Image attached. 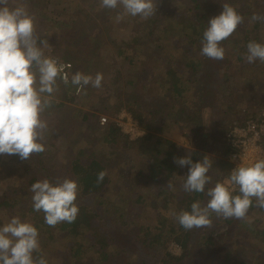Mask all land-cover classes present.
Segmentation results:
<instances>
[{
    "label": "rangeland",
    "instance_id": "obj_1",
    "mask_svg": "<svg viewBox=\"0 0 264 264\" xmlns=\"http://www.w3.org/2000/svg\"><path fill=\"white\" fill-rule=\"evenodd\" d=\"M36 1L42 13H46L49 16L51 23L41 13H37L36 10L32 9L25 1L8 0L7 6L14 8L22 5L27 8L30 14L34 15L37 33L48 42L43 47L45 56L69 61L73 72L77 69V63H80V68L84 74L92 75L93 77L97 73L103 75L100 88H93L89 85L81 89L76 86L73 93L57 81V90L52 94L51 101L60 105L55 106L53 103L43 113H46V115L42 114V119L47 121L48 127L44 133V139L41 141L45 147L41 159L48 166L53 167V179L55 178L56 182L65 178L75 180L68 170L72 159L77 156L81 149L84 151V158L90 159L93 154L98 161L107 166L105 173L108 175L109 182L101 192L87 195L85 198L80 197L79 194L77 195L78 199L76 201L81 200L89 217H91L88 226L87 224L81 225L83 237L75 238L57 235L50 241L47 238L39 237L40 249L33 254L34 257L43 256L47 260V264H74V258L70 254L75 249V242L84 244L85 248L83 250L85 252L86 247L91 242V237L95 233L104 232L107 235L115 236L116 239L118 237V242L120 241V233L118 232L123 227H126L127 230L132 229V232L140 237L143 234L140 227H152L163 220L170 221L175 226L178 224L172 213L181 211L180 199L183 192L181 186L184 183L185 168H182L181 175L177 174L164 181L147 179L143 176L142 171L149 162L148 155L142 153L138 145L129 146L126 144V139L133 141L136 137L131 138L129 133L120 130L126 137L120 134L122 137L119 136L115 143H105L100 138L99 130L96 127H92L88 123L89 121L83 120L82 116L84 112L95 113L99 126H104L109 121L115 124L116 121H120L124 129L128 126V118L126 116H129V119L132 122H136L140 129H144L135 118L130 116L126 107L114 108V105L117 102H121L120 99L126 95L116 90L118 86L123 88L126 80L135 79L134 81L136 82L139 78V85L141 82L150 83L148 85V88L151 89L149 91L150 101L145 102V91H143V102L140 105L133 96L125 97L129 102L134 100L133 105L145 111V122L155 117V121L164 125L168 124L169 117L166 115L162 116L165 111L162 110L161 104L163 103L166 106L165 103L168 104L170 101L163 99L161 93L158 94L156 92L155 79L151 78L149 73H152L155 69V72L161 75V68L164 67L168 59H172L171 56L173 54L178 55L180 48L178 51V46L175 44L176 35H173L170 39L162 38V40L155 43L147 42L145 58L144 56L142 58L141 56L133 55L132 53L135 52L130 49L132 48L131 46L122 55L119 53V47L122 46L124 41L130 39L140 26H144L148 19H142L139 16H129L123 13L122 8L114 9L100 17L97 11L101 0ZM257 1L260 4L259 10L264 14V0ZM218 4L220 3L217 2ZM168 6H165L164 10H169ZM121 13H123V18L118 22L116 17ZM245 19L247 20L245 22L249 23L250 20L247 16H245ZM60 20H65L68 23L76 22L78 26L85 25L80 27V29H83L85 34L90 35L91 39L86 38V41H83L81 38H77V33L73 30L67 35H60L62 32L57 26ZM53 22L56 23V26L52 24ZM263 29L264 27L259 30L258 35L263 39L262 43L264 44ZM231 36V38L239 37L236 33ZM98 37H100L99 43H101L97 46L98 56L93 61L86 60L85 55L86 53L88 55V47L89 43H91L89 40L95 41ZM156 44H161V46L156 47ZM223 47H225L226 57L227 53L233 50V44L228 40V42L223 44ZM127 55L133 56L131 62L126 58ZM245 57L242 62H238L234 56H231L227 61L225 59L214 60L210 63L213 66L216 62L221 67L219 74L216 71L214 72L215 78L218 79L219 83L213 85L212 94L207 96L206 102L203 98H199L204 102L201 126L202 129L205 128L208 131L204 149H202L203 146H199L198 143L196 144L193 141L190 132H188L189 127L185 125V117L180 113L176 117L177 125L174 127L166 125L164 131L154 132L157 137L147 141L146 144L158 147L157 139L159 137L167 138L175 142L178 147L177 152L181 154H187L188 150L195 148L204 151L202 159L205 156H208L212 162L215 157V159H221L220 153L224 149L226 152L229 151L224 140V134L230 128L223 131L219 139L216 133L221 129L222 122L228 119V121L232 120L231 124L233 125H241L235 118L241 119L245 113L251 114L252 116L247 117L242 123L244 124L247 120L257 117L261 110L264 109V62L257 60L249 64ZM154 63L157 66H154ZM222 71L226 72L227 78L221 74ZM215 78H212V80ZM219 85H221L220 88L218 87ZM64 93L67 94V98L63 99L62 95ZM135 93H137L136 90ZM191 97L193 102L190 105L193 107L196 104L194 101L196 98ZM257 104L260 107H257ZM101 117L106 118L103 124L100 123ZM195 127H198V124ZM259 146L264 152V133L261 134ZM1 156L0 192L8 185L16 186L19 180H29L32 175L36 174L33 155L28 160H21L19 163H15V166L12 163L14 162L12 159L13 155ZM16 157L19 158L18 156ZM222 159L229 164L230 173L232 166L230 167L227 156L223 155ZM26 168L29 169L27 170ZM217 168L212 163L209 175L217 174L220 169L222 173L226 171L225 165H217ZM216 174L213 176H216ZM228 179L229 176H225L220 183L227 184ZM167 182L172 184L171 189L167 187ZM21 194L16 193L14 197L17 198V195L21 196ZM13 202L8 208L0 210V226L6 224L13 216H19L22 222H26L18 208L20 207L18 203L22 202V200ZM210 218L212 220L211 228H213V222L217 219V216L214 214ZM240 224H242V227H238L236 224L235 227L232 226L229 236H225L226 238L223 237L221 240L219 239L220 233L227 229L225 224H219L211 233L208 228L204 233L206 236L212 235L214 240H217L218 245L214 246L210 251L211 254L209 252L204 259L202 255L208 252L207 248L204 247L205 243L203 242L200 247L196 245L194 248V255L196 254L194 263L222 264L220 259L222 256L217 255L218 252L230 250L235 252L232 254L234 262L239 259L245 260L248 264H264V242L261 240V231L264 229V210H261L255 204L253 211L247 213ZM203 230L204 228H201V231ZM194 236L196 240L197 235ZM172 237L165 242V247L162 249L178 256L181 254L182 248L178 242L171 239ZM133 243H136V239L131 237V244L127 247H130V249L126 248V251L129 252L114 256V260L118 261L117 263L137 264L136 258H138L137 255H139L140 248ZM121 248L120 244L112 243L106 250L114 254L116 251L119 252ZM196 250L197 252L195 253ZM79 256L84 258L85 253H81ZM159 258L157 260H154V258L153 261H148L146 264H162ZM201 258L203 259L202 262H200Z\"/></svg>",
    "mask_w": 264,
    "mask_h": 264
},
{
    "label": "trees",
    "instance_id": "obj_2",
    "mask_svg": "<svg viewBox=\"0 0 264 264\" xmlns=\"http://www.w3.org/2000/svg\"><path fill=\"white\" fill-rule=\"evenodd\" d=\"M25 1L32 9L36 10L37 13H41L42 16L50 23L51 20L49 16L45 13H42L40 6L36 0H22ZM225 1V2H224ZM217 2L220 3L217 5ZM229 4L234 7L243 17L244 22L239 25L234 33L239 35L237 38H227L226 40L221 42V46L230 40L233 44V50L227 53L226 57L224 56L225 61L229 59V57L234 56L238 62H242L244 57L247 54V44L250 41H255L258 43H262L263 39L258 35L259 30L264 27V20L257 21L254 23H247L245 16L250 20L253 13H258L264 15L262 11H260V4L256 0H156L157 10L156 13L149 17L144 26H140L138 31L131 36L130 39L124 41L122 46L119 47V53L123 55V53L130 48L135 56H141L143 58L146 57V43L151 42L155 43L163 39H170L173 35H176V45L178 46V51H180L178 55L173 54L171 56L172 59H168L166 61L164 67L161 68V75L155 72V69L150 72L149 75L151 78L155 79L157 90L156 92L161 93L163 99L170 101L166 106L162 103L161 108L165 111L162 116L166 115L169 117L168 124H163L161 122L155 121V117H152L150 120L145 122L144 118V110L137 108L134 106V100L129 102L125 96H133L136 102L139 105L143 102L142 97L144 93L145 102L150 101V92L151 89L148 88L150 83L141 82L140 85L138 81H134L132 79L126 80V83L123 88H118L116 90L121 91L126 94L121 98V102H117L114 105L115 109H119L120 107H126L127 112L137 120V122L146 130L145 134L141 137L134 139L133 141H129L126 139V144L138 145L141 149V152L148 155V163L147 167L143 169L142 174L149 180L154 181H164L168 178L174 177L177 174L181 175L182 168H185L186 172L184 174V181L186 179V175L188 173V167H180L176 163L173 162V158L177 157H185L191 156L193 162L202 161V157L204 155V151L201 149L192 148L188 150L187 154H181L177 152L178 147L175 142L171 139L160 138L157 139L158 147H154L152 145H147L146 142L149 140L155 139L157 137L156 131H164V127L168 125L169 127H174L178 124L176 120L177 115L180 113L185 117V125L189 127V131L191 134V138L196 144L199 146H203L206 143V137L208 135V131L206 129H202V109L203 103L201 99L206 102L207 96L211 95L213 92V85L218 84L219 81L214 74L216 71L219 74L220 67L216 64V62L212 65L210 63L214 61V59H210L201 54L202 47V38L203 32L208 27V21L210 18L217 16L222 11V4ZM169 5V6H168ZM168 6L169 10H164V7ZM113 9H107L102 7L100 4L99 10L97 11L100 17L104 16L105 13L111 12ZM68 23L65 20H60L57 23V26L60 28L62 34L67 35L71 33L73 30L77 33V38H81V40L86 41V38L91 39L90 35L80 29V27H84L85 25L78 26V24ZM56 26V23H52ZM78 26V28H77ZM264 30V29H263ZM85 39V40H84ZM100 37H98L95 41L89 40L88 47V55L86 53V60L93 61L96 56H98L97 46L99 43ZM161 46V44H156V47ZM154 47V46H153ZM99 48V47H98ZM225 48V47H223ZM153 49V48H152ZM131 54V55H132ZM197 55V56H196ZM128 60L132 61L133 56L127 55ZM151 58V57H150ZM218 61V60H215ZM76 71L72 69L69 73V83L64 84L62 81H58L64 85L65 88L71 90V93L75 91L76 85L71 83V77L76 72L82 71L81 64L77 63ZM157 66V64H153ZM159 71V70H158ZM221 74L227 78V74L225 71H222ZM149 76V77H150ZM212 78H215L212 80ZM116 80V79H115ZM153 87V85H152ZM219 88L221 85L218 86ZM130 88V89H126ZM135 90L137 93H135ZM143 91H145L143 93ZM148 93V94H147ZM67 94L64 93L62 98H67ZM195 97L196 104L192 107L190 104L193 102L192 97ZM158 97V96H157ZM153 98V97H152ZM201 98V99H199ZM165 100V102H167ZM152 102V101H151ZM54 101H52V104ZM55 106H59V103H54ZM260 107L259 104L256 105ZM43 115H46L43 114ZM252 116L251 114H244L243 118H235L239 124H242L247 117ZM83 120L89 121L92 127H96L100 132V138L103 142H112L115 143L119 136L126 137L120 132V128L112 121H109L104 126H99L97 124V116L95 113H83ZM240 121V122H239ZM232 120L225 119L221 124V129L216 133L217 137L220 139L222 136V132L227 130L233 124ZM198 127H195L197 126ZM121 134V135H120ZM121 136V137H122ZM218 140V139H217ZM219 143V142H218ZM211 151V148H210ZM216 152V150H214ZM218 152V151H217ZM44 151L41 153H33V157L35 159V170L36 174L32 175L29 180L22 179L19 180L18 185H8L4 190L0 192V210L8 208L13 201L22 200V202L18 203L20 207L19 211L23 214V217L26 222L31 223L38 229L39 237L47 238L49 241L55 238L57 235H62L64 237H75L81 238L83 237V231L81 230V225L90 224L91 217H89L87 211L85 210L84 204L81 200L76 201L79 208V214L76 220L73 223L62 222L57 224L55 227H49L44 221V213L36 212L33 210L32 196L33 193L30 190L31 185L34 182L42 181L44 179H48L51 183H56L53 179V167L48 166L46 162L41 159ZM219 153V152H218ZM227 152L224 149L220 155L221 159L213 158V164L217 165H225L226 171L220 169L216 176L208 175L212 178L211 183L207 184L205 187V192L201 193H185L184 191L181 193L182 198L180 199L181 210L190 211V206L193 202L199 201L201 205H205L210 199L206 192L208 189L213 188L216 183H220L223 177L230 176L229 173V164L226 161H223L222 156H226ZM2 156L0 155V160ZM12 159L14 160L13 166L15 163H19L21 159L17 158L16 155H13ZM218 168H220L218 166ZM217 168V169H218ZM27 170L29 168H26ZM107 166L106 164L97 160L96 156L92 154V158L87 159L84 158V151H81L77 154V156L72 159L70 163L69 173L75 179L79 186V196L85 198L87 195L101 192L105 185L109 182L108 175L105 174L102 182H97V174L101 171L106 172ZM1 171V170H0ZM107 186V185H106ZM17 194V199L14 197ZM234 194H239L238 188L234 192ZM25 198V199H24ZM78 199V198H77ZM255 199H253V205L249 208L248 213L253 211L255 208ZM264 210V208H261ZM215 213H210V217H212ZM243 219L236 218H223L217 217V219L213 222V228L210 229V233L215 230V228L219 224H225L227 229L220 233L219 239H223L225 236H229L230 230L232 226L242 227L241 222ZM236 224V225H235ZM142 230V236H138L132 232V229H126L123 227L119 230L120 233V241L117 242L116 237L105 234L104 232H98L93 234L91 237L90 244L86 247L84 252V244L81 242H75V249L70 254L72 258H74V264H119L117 260H114V256L119 255L126 251L128 246L131 244V237L136 239L135 246H139L140 252L136 258L137 264H146L148 261L157 260L160 256V261L162 264H195V255L194 248L197 245L200 247L203 242L208 252L205 255H202L203 259L209 254L212 248L217 246V240H214L212 235H207L204 233L208 228H204L203 231L200 229H192L185 230L182 228L179 223L175 226L172 222L163 220L158 222V224L152 227H140ZM196 240H195V236ZM173 236L171 239H174L178 242L182 248V252L180 255H172L169 252L164 251L162 248L165 247V242ZM226 238V237H225ZM228 238V237H227ZM261 240L264 242V229L261 231ZM120 244L122 246L119 252L109 253L106 249L110 246V244ZM141 245V247H140ZM210 246V247H209ZM127 248V249H126ZM89 250V252H88ZM124 250V251H123ZM132 251V250H130ZM197 250L195 251V253ZM81 253H85L84 258L80 257ZM234 251L225 250L218 252L217 255L222 256L221 263L222 264H248L245 260L237 259L235 262L233 261L232 254ZM163 254V255H162ZM199 255V253H197ZM211 254V252H210ZM69 255V257H70ZM83 259V261H82ZM201 258L200 262L203 261ZM219 259V260H220ZM230 259V260H228ZM124 264V263H123ZM127 264V263H126Z\"/></svg>",
    "mask_w": 264,
    "mask_h": 264
},
{
    "label": "clouds",
    "instance_id": "obj_3",
    "mask_svg": "<svg viewBox=\"0 0 264 264\" xmlns=\"http://www.w3.org/2000/svg\"><path fill=\"white\" fill-rule=\"evenodd\" d=\"M8 0H0V155H16L28 160L33 153L45 150L44 133L47 121L42 114L51 107V96L57 90L58 78L68 84L63 64L51 56H45L43 47L47 41L36 31V18L25 6L9 8ZM107 9L122 8L129 16L148 19L157 10L156 0H101ZM123 13L118 14L119 22ZM264 20V15L253 13L249 23ZM244 17L227 3L222 4L219 15L209 19L203 32L201 54L214 60H223L225 50L221 42L229 38ZM247 63L264 62V44L250 41L247 44ZM103 75L76 72L71 83L84 89L87 86L100 88ZM47 94V95H46ZM235 159V157H234ZM173 162L180 167L187 166L188 173L182 184L185 193L205 192L212 178L208 175L212 160L205 156L202 161L193 162L191 156L174 157ZM105 172L97 174V182H102ZM229 185L236 186L230 187ZM167 187L172 184L167 182ZM238 188L239 194H234ZM33 210L44 213V221L49 227L62 222L73 223L79 208L76 199L79 192L75 180L65 178L55 184L48 179L34 182ZM210 198L205 205L195 201L190 211L172 213L185 230L211 228L210 213L217 217L243 219L253 205L264 208V158L251 165L235 166L230 171L228 183H216L207 190ZM40 249L38 229L29 222H22L13 216L0 226V264H47L43 257H34Z\"/></svg>",
    "mask_w": 264,
    "mask_h": 264
},
{
    "label": "built area",
    "instance_id": "obj_4",
    "mask_svg": "<svg viewBox=\"0 0 264 264\" xmlns=\"http://www.w3.org/2000/svg\"><path fill=\"white\" fill-rule=\"evenodd\" d=\"M56 58V57H54ZM58 60L63 64L64 74L69 73L71 70V63L67 60ZM59 81H62L58 78ZM126 116V115H125ZM128 118L127 127L123 128L120 121H116V125L122 130V132L129 133L131 138H138L145 134L144 129H140L136 122H132ZM106 121L105 117L100 118V123L103 124ZM264 133V109L258 114L257 117L247 120L244 124L231 126L224 134V140L227 143V161L230 163L231 170L235 166H247L251 165L258 159H262L264 156L263 149L259 146V140L261 134ZM135 139V138H134ZM235 157V159H234ZM230 187H236L229 185ZM237 189V188H236Z\"/></svg>",
    "mask_w": 264,
    "mask_h": 264
}]
</instances>
